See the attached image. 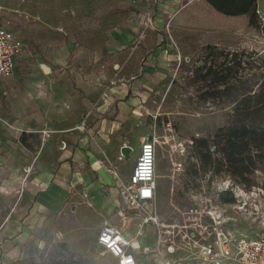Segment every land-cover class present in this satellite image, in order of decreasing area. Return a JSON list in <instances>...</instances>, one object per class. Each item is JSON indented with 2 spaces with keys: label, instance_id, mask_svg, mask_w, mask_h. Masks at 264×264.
<instances>
[{
  "label": "rangeland",
  "instance_id": "rangeland-1",
  "mask_svg": "<svg viewBox=\"0 0 264 264\" xmlns=\"http://www.w3.org/2000/svg\"><path fill=\"white\" fill-rule=\"evenodd\" d=\"M155 1L0 0V22L25 41L31 54L15 75L23 81L36 69L48 82L68 85V93L78 94L77 99L87 98L88 84L107 90L108 85H132L141 77L149 80L151 85L140 90L139 114L124 122L121 144L134 146L124 170L130 173L142 138L157 137L166 149L182 143L190 151L183 161L199 181L194 187L191 178L187 188L182 171L171 172L172 179L178 180L171 202L167 201L169 179L157 178L156 210L163 220L170 223L196 205L198 201L191 198L202 194L201 185L210 189L213 182H220L218 210L225 229L238 238L264 237V157L256 156L258 149L251 148L252 163L241 181L226 165L220 176L205 172L202 166L195 171L193 166L201 162L187 146L191 140L207 138L215 151L212 138L218 128L234 114L236 103L259 87L255 73L264 72V18L257 10L255 16L245 14L247 19L241 22L217 11L207 0H192L160 26ZM163 37L167 51L156 55L154 49ZM42 64L52 71L45 73ZM168 135L175 139L165 145ZM211 158L218 160V153ZM156 166L157 175L170 174V162L160 145ZM1 189L0 226L2 215L12 206ZM231 197L235 200L226 201ZM66 206L58 223L35 231L34 245L28 244L15 264L114 263V257L97 242L96 220L89 223V210L76 209L73 202ZM140 211L145 215L150 206ZM131 216L138 219L134 212ZM145 244L136 241L132 249L150 264L147 251L151 248Z\"/></svg>",
  "mask_w": 264,
  "mask_h": 264
},
{
  "label": "crops",
  "instance_id": "crops-1",
  "mask_svg": "<svg viewBox=\"0 0 264 264\" xmlns=\"http://www.w3.org/2000/svg\"><path fill=\"white\" fill-rule=\"evenodd\" d=\"M191 1L156 0L160 15L156 23L164 26V19ZM228 16L241 22L247 19L245 14ZM162 51H167L164 37L154 53ZM30 55L26 50L18 59L13 77L3 82L0 94V186L12 203L2 215L0 264H15L28 244L34 245L35 231L58 223L69 202L76 203V209L89 210V223L96 220L97 237L105 225L119 228L131 242L138 264L146 262L132 244L141 240L151 248L147 251L150 264H165V256L176 264H204L195 251L167 254L162 247L159 252L156 224L149 220L141 227L153 209L145 215L129 209L122 195L134 167L129 174L124 170L123 163L134 150L126 144L129 156L122 153L124 122L139 114L140 90L151 85L149 80L141 77L132 85H108L107 90L88 84L87 98L77 99L78 94L74 98L68 93V85L50 83L36 69L30 79L20 81L15 74ZM41 66L48 68H42L45 73L52 71L46 64ZM158 195L157 189L156 200ZM156 215L166 222L157 210Z\"/></svg>",
  "mask_w": 264,
  "mask_h": 264
},
{
  "label": "built area",
  "instance_id": "built-area-1",
  "mask_svg": "<svg viewBox=\"0 0 264 264\" xmlns=\"http://www.w3.org/2000/svg\"><path fill=\"white\" fill-rule=\"evenodd\" d=\"M27 47L21 37L0 22V94L3 82L13 77L18 59L26 52ZM169 125L167 124L168 127ZM164 137L165 145L175 139L173 135ZM193 141L187 145L189 149ZM159 145L172 163L173 170H183V159L190 152L186 151L184 144L175 142L174 147L170 145L166 149L161 146L157 137L151 136L142 141L138 158L122 188V195L129 209L140 211L145 206L153 209L150 215L147 214L141 227L149 220L156 224L159 252L163 251L162 247L167 254H174L178 250L191 253L195 251L204 264H264V237L238 238L225 229V222L218 210L222 194L219 182H213L210 189L201 185L202 194L191 198L198 201L196 205L180 212L170 223L158 220L156 161ZM97 242L115 258L114 264H138L131 252V242L119 228L113 225L103 226ZM164 263L176 264V261L165 256Z\"/></svg>",
  "mask_w": 264,
  "mask_h": 264
},
{
  "label": "trees",
  "instance_id": "trees-1",
  "mask_svg": "<svg viewBox=\"0 0 264 264\" xmlns=\"http://www.w3.org/2000/svg\"><path fill=\"white\" fill-rule=\"evenodd\" d=\"M209 3L226 15L237 16L248 14L255 16L259 0H208ZM263 66V65H262ZM260 78L259 87L235 105L234 114L227 122L218 128L212 138L215 151L209 145V139H195L194 153L201 162L203 170L213 174L222 172L226 165L230 173L245 180V173L252 163L251 148H257L256 156L264 157V72L256 74ZM217 152L218 160H212L211 155ZM195 171H200L196 169ZM215 176V175H214ZM222 196V194H221ZM234 197L226 201H234Z\"/></svg>",
  "mask_w": 264,
  "mask_h": 264
},
{
  "label": "flooded vegetation",
  "instance_id": "flooded-vegetation-1",
  "mask_svg": "<svg viewBox=\"0 0 264 264\" xmlns=\"http://www.w3.org/2000/svg\"><path fill=\"white\" fill-rule=\"evenodd\" d=\"M193 144H194V141H193ZM191 149H193V145H192V147H191ZM215 150V149H214ZM190 152H188V154H189ZM187 154V155H188ZM187 157V156H186ZM170 162V161H169ZM202 165L201 164H197V166H193L194 167V169L196 170V169H200V167H201ZM192 168H191V166H190V164H184V168H183V170H182V173L181 174H183L186 178H187V188H189V185H190V183H192V181L193 180H191V178H193L194 180H195V183H196V186H194V187H197V185H198V181H199V179H198V174H194V173H192V170H191ZM169 171H170V174H167L168 176V179H169V181H170V183H169V187H168V195H167V201H171V202H173V201H175V198H174V191H175V182H178V180H176L175 181V179L173 178L172 179V174H171V172H173L174 170H173V166H172V163L170 162V167H169ZM176 172V171H175ZM175 172H174V174H175ZM215 176H217V175H219L220 176V173H215L214 174ZM207 176V174H204V177H206ZM209 176V175H208ZM203 180V179H202ZM220 183V182H219ZM171 191V192H170ZM196 192H198V190H196ZM173 193V194H172Z\"/></svg>",
  "mask_w": 264,
  "mask_h": 264
},
{
  "label": "water",
  "instance_id": "water-1",
  "mask_svg": "<svg viewBox=\"0 0 264 264\" xmlns=\"http://www.w3.org/2000/svg\"><path fill=\"white\" fill-rule=\"evenodd\" d=\"M257 10L258 13L261 14V16L264 18V0H259L257 3ZM46 71H48V68L46 66H43ZM130 148L128 146H123L122 153L125 154V156H129Z\"/></svg>",
  "mask_w": 264,
  "mask_h": 264
}]
</instances>
